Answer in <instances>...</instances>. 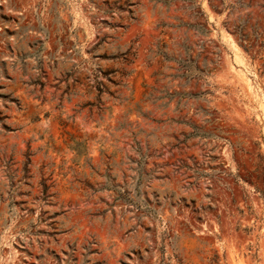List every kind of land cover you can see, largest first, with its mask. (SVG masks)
Returning <instances> with one entry per match:
<instances>
[{
    "label": "rangeland",
    "instance_id": "374dc122",
    "mask_svg": "<svg viewBox=\"0 0 264 264\" xmlns=\"http://www.w3.org/2000/svg\"><path fill=\"white\" fill-rule=\"evenodd\" d=\"M193 1L0 0V264H264V0Z\"/></svg>",
    "mask_w": 264,
    "mask_h": 264
},
{
    "label": "trees",
    "instance_id": "16d2710c",
    "mask_svg": "<svg viewBox=\"0 0 264 264\" xmlns=\"http://www.w3.org/2000/svg\"><path fill=\"white\" fill-rule=\"evenodd\" d=\"M192 3H193V8L195 7V5H199L200 7V13L205 15V12L203 11L202 9V5L200 3L198 4H195L194 1L192 0ZM202 31H206L205 29L201 28ZM187 63H190L191 65V62H182L181 64L183 66H185L187 68V70L189 69L188 67L190 66L189 64ZM71 75V74H70ZM34 84H39L41 87L43 86V83L40 81V79L38 78L36 81L33 82ZM96 89L98 90L99 94L102 93V87L100 85V83L97 81V86H96ZM176 94H170L169 97L172 98L174 97ZM183 96V95H182ZM191 97H197L198 95H192L190 94ZM90 105H92V103H88ZM199 132L197 131H194L193 133L189 134L188 136L185 137V140H188L190 137H195V136H199ZM201 136V135H200ZM70 149L74 152L75 154V158H74V162L76 164H80L82 159L85 158L86 162H88L90 160V158L87 157V148H86V145L85 143L83 142H80V141H73V143L69 146ZM138 180H137V184H136V187H135V196H131L129 195L127 192L121 190V189H118V188H115V187H112L111 185L107 184L106 186V189H109V190H115L117 195L115 196V201H122L123 203L125 204H128V205H133L136 209L138 210H141L142 212L148 214V215H153V213H155V211L153 210V208L151 207H148L146 204H143L142 200L139 198V194H140V189H139V185L141 184L142 182V179H143V173L141 171V160L138 161ZM106 177H109L108 175H106ZM44 186V192L46 191V185H43Z\"/></svg>",
    "mask_w": 264,
    "mask_h": 264
}]
</instances>
